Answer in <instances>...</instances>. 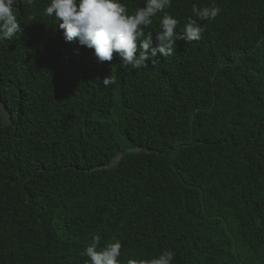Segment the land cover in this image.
Listing matches in <instances>:
<instances>
[{"label":"trees","instance_id":"1","mask_svg":"<svg viewBox=\"0 0 264 264\" xmlns=\"http://www.w3.org/2000/svg\"><path fill=\"white\" fill-rule=\"evenodd\" d=\"M49 4L13 0L0 39V264H89L93 235L120 264H264V0H171L178 34L220 11L139 69L67 42Z\"/></svg>","mask_w":264,"mask_h":264},{"label":"clouds","instance_id":"2","mask_svg":"<svg viewBox=\"0 0 264 264\" xmlns=\"http://www.w3.org/2000/svg\"><path fill=\"white\" fill-rule=\"evenodd\" d=\"M32 0H28L31 5ZM13 0H0V39L12 40L20 32V24L13 12ZM171 6V0H146L143 7L129 12L118 0H50L44 10L45 16L55 18L58 28L67 42L79 41V44L92 50L100 63H111L118 56L124 68H146V61L153 62L159 56H172L176 41H198L203 29L199 21H212L219 14L214 5L199 9L193 6L192 13L196 20L189 19L182 33L176 29L178 21L164 10ZM163 13L159 21L160 31L147 34L153 18ZM115 81L106 77L102 85L107 87ZM92 244L87 246L82 255L89 264H120L122 245L119 241L99 246L100 237L93 235ZM174 253L164 251L150 260L128 259L127 264H171Z\"/></svg>","mask_w":264,"mask_h":264},{"label":"water","instance_id":"3","mask_svg":"<svg viewBox=\"0 0 264 264\" xmlns=\"http://www.w3.org/2000/svg\"><path fill=\"white\" fill-rule=\"evenodd\" d=\"M118 159V156L116 157L115 161Z\"/></svg>","mask_w":264,"mask_h":264}]
</instances>
